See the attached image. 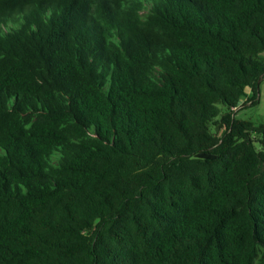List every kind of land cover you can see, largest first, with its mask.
I'll return each instance as SVG.
<instances>
[{
    "label": "trees",
    "instance_id": "16d2710c",
    "mask_svg": "<svg viewBox=\"0 0 264 264\" xmlns=\"http://www.w3.org/2000/svg\"><path fill=\"white\" fill-rule=\"evenodd\" d=\"M263 79L264 0H0V264H264Z\"/></svg>",
    "mask_w": 264,
    "mask_h": 264
},
{
    "label": "rangeland",
    "instance_id": "374dc122",
    "mask_svg": "<svg viewBox=\"0 0 264 264\" xmlns=\"http://www.w3.org/2000/svg\"><path fill=\"white\" fill-rule=\"evenodd\" d=\"M248 95H251V92H248ZM258 98L259 102L256 105H246L237 110L236 118L255 123L264 122V79L259 84Z\"/></svg>",
    "mask_w": 264,
    "mask_h": 264
}]
</instances>
